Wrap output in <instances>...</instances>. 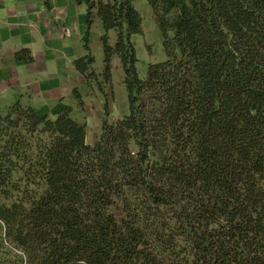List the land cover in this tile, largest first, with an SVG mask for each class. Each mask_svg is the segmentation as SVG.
I'll list each match as a JSON object with an SVG mask.
<instances>
[{"label":"trees","instance_id":"1","mask_svg":"<svg viewBox=\"0 0 264 264\" xmlns=\"http://www.w3.org/2000/svg\"><path fill=\"white\" fill-rule=\"evenodd\" d=\"M75 1L74 68L96 78L97 16L101 76L116 56L127 112L109 123L105 102L90 145L71 106L0 107V264H264V0H147L165 59L143 79L132 0Z\"/></svg>","mask_w":264,"mask_h":264},{"label":"crops","instance_id":"2","mask_svg":"<svg viewBox=\"0 0 264 264\" xmlns=\"http://www.w3.org/2000/svg\"><path fill=\"white\" fill-rule=\"evenodd\" d=\"M85 11L86 6L75 0H0L1 107L19 97L23 105L51 118L63 106L73 107L72 90L82 82L73 61L86 54ZM93 26L90 47L94 40L100 50L97 16ZM21 50L30 61L16 55Z\"/></svg>","mask_w":264,"mask_h":264},{"label":"rangeland","instance_id":"3","mask_svg":"<svg viewBox=\"0 0 264 264\" xmlns=\"http://www.w3.org/2000/svg\"><path fill=\"white\" fill-rule=\"evenodd\" d=\"M132 5L141 18V32L133 34L131 41L134 44L137 59L135 63L136 71L138 77L143 79L150 63L165 59L162 47V33L147 0H132ZM91 31L95 33L96 29L94 26ZM109 36L110 42L113 43L114 32L110 31ZM90 51L95 59L92 67L96 73V78L89 81H83L82 79L81 84L74 87L80 94L82 105L79 106L73 97L74 105L73 107L71 106L70 116L75 121L86 124V142L92 145L100 131L103 104L107 102L108 105L107 122L113 123L127 112V100L119 59L113 56L111 61V80L109 83H104L101 76L103 54L101 49L96 48L94 40H92Z\"/></svg>","mask_w":264,"mask_h":264}]
</instances>
